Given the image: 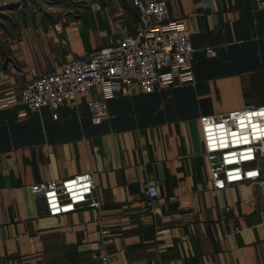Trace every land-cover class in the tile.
<instances>
[{"label": "crops", "instance_id": "0c3cea01", "mask_svg": "<svg viewBox=\"0 0 264 264\" xmlns=\"http://www.w3.org/2000/svg\"><path fill=\"white\" fill-rule=\"evenodd\" d=\"M167 3L191 32L193 82L121 93L100 123L85 99L57 119L0 108V264H264V174L215 189L200 123L264 104V11L256 0ZM135 16L131 0H0V98L134 33ZM84 171L100 208L53 216L31 191Z\"/></svg>", "mask_w": 264, "mask_h": 264}, {"label": "built area", "instance_id": "2783aa9c", "mask_svg": "<svg viewBox=\"0 0 264 264\" xmlns=\"http://www.w3.org/2000/svg\"><path fill=\"white\" fill-rule=\"evenodd\" d=\"M136 8L134 33L87 55H75L60 68L34 77L22 90L0 98V108L17 106V117L48 111L57 119L63 107L82 100L90 118H109L108 100L125 92L151 93L195 80L196 48L185 18H170L167 0H131ZM264 11V0H256ZM216 48L203 49L215 56ZM204 151L215 189H225L264 174V104L200 116ZM53 216L82 207H101L92 171L31 184ZM159 194L151 179L147 204ZM107 234V228L101 229ZM108 260V255L101 256Z\"/></svg>", "mask_w": 264, "mask_h": 264}, {"label": "rangeland", "instance_id": "374dc122", "mask_svg": "<svg viewBox=\"0 0 264 264\" xmlns=\"http://www.w3.org/2000/svg\"><path fill=\"white\" fill-rule=\"evenodd\" d=\"M78 2V0H76ZM80 3V2H79Z\"/></svg>", "mask_w": 264, "mask_h": 264}]
</instances>
